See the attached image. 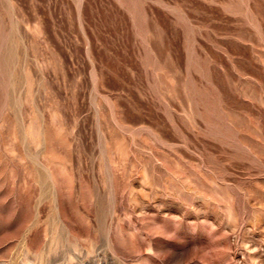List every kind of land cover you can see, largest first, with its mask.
<instances>
[{"label":"rangeland","instance_id":"obj_1","mask_svg":"<svg viewBox=\"0 0 264 264\" xmlns=\"http://www.w3.org/2000/svg\"><path fill=\"white\" fill-rule=\"evenodd\" d=\"M0 264H264V0H0Z\"/></svg>","mask_w":264,"mask_h":264}]
</instances>
